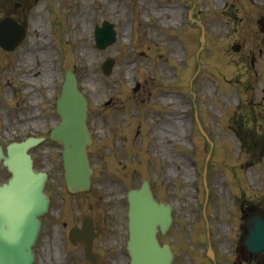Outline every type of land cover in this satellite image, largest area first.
Here are the masks:
<instances>
[{
  "label": "rangeland",
  "instance_id": "obj_1",
  "mask_svg": "<svg viewBox=\"0 0 264 264\" xmlns=\"http://www.w3.org/2000/svg\"><path fill=\"white\" fill-rule=\"evenodd\" d=\"M263 9L264 0H0V19L11 16L27 30L14 50L0 47V144L44 138L30 149L35 168L48 171L51 198L33 264H84L67 231L86 216L104 230L94 243L99 264H128L124 193L143 179L173 207L162 237L172 264H213L202 217L208 145L194 127L195 110L215 143L206 209L215 259L251 264L237 247L239 205L264 203V33L256 23ZM103 20L117 33L99 49L93 32ZM107 57L109 75L101 71ZM67 70L87 99L93 138L91 191L78 195L66 193L61 146L48 137ZM249 110L256 149L244 152L236 134ZM7 177L0 167V182Z\"/></svg>",
  "mask_w": 264,
  "mask_h": 264
},
{
  "label": "water",
  "instance_id": "obj_2",
  "mask_svg": "<svg viewBox=\"0 0 264 264\" xmlns=\"http://www.w3.org/2000/svg\"><path fill=\"white\" fill-rule=\"evenodd\" d=\"M57 111L62 117V122L54 131L52 138L60 141L64 147L63 164L66 183L70 189L85 188L90 173L87 166L86 146L91 143V140L85 127L86 102L76 89L73 75H67L65 78L61 96L57 102ZM36 142L30 139L19 145L8 146V157L4 158V164L12 172L13 178L8 185L0 187V203L6 200L17 201L21 195L25 194L29 197L35 195L46 206L45 196L41 193L43 178L30 171V161L25 155L26 148ZM129 201L132 209L129 213L128 250L132 264H169L168 250L166 253L159 249L155 240L156 227L160 226L161 231H164L170 223L169 208L161 204L158 206L152 201L147 185L139 191L132 192ZM255 219H261V217L255 215L250 219L252 225H248L252 230L245 242L253 251L264 247V224L253 225ZM11 235L9 226L1 217L0 239L11 237ZM79 235L85 243L83 235ZM90 241L91 238L86 243L87 252L90 249ZM12 243L16 242L12 241ZM25 252L28 256L31 254L28 246L25 247Z\"/></svg>",
  "mask_w": 264,
  "mask_h": 264
},
{
  "label": "bare ground",
  "instance_id": "obj_3",
  "mask_svg": "<svg viewBox=\"0 0 264 264\" xmlns=\"http://www.w3.org/2000/svg\"><path fill=\"white\" fill-rule=\"evenodd\" d=\"M81 47H82V49L84 48V44L82 43L81 44ZM31 53H34V51H31ZM34 57H37V55H34ZM167 100H169L168 98H166Z\"/></svg>",
  "mask_w": 264,
  "mask_h": 264
}]
</instances>
